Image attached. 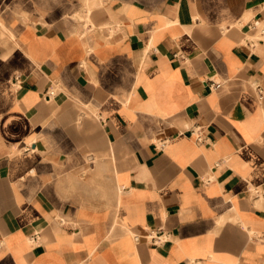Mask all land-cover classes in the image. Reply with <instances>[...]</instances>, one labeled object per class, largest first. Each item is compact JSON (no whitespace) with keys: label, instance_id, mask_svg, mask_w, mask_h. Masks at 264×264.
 <instances>
[{"label":"crops","instance_id":"0c3cea01","mask_svg":"<svg viewBox=\"0 0 264 264\" xmlns=\"http://www.w3.org/2000/svg\"><path fill=\"white\" fill-rule=\"evenodd\" d=\"M26 3L0 16V264H264V0Z\"/></svg>","mask_w":264,"mask_h":264},{"label":"rangeland","instance_id":"374dc122","mask_svg":"<svg viewBox=\"0 0 264 264\" xmlns=\"http://www.w3.org/2000/svg\"><path fill=\"white\" fill-rule=\"evenodd\" d=\"M25 4H27L26 0H0V16H1V18H2L3 12L14 13V17L18 16V17L30 18L31 14L26 13V12H22V13L18 12L22 9V6H24Z\"/></svg>","mask_w":264,"mask_h":264},{"label":"built area","instance_id":"2783aa9c","mask_svg":"<svg viewBox=\"0 0 264 264\" xmlns=\"http://www.w3.org/2000/svg\"><path fill=\"white\" fill-rule=\"evenodd\" d=\"M211 86H214V87H219L220 86V83L218 81H215V80H212V83H211ZM260 92V97H262V93L261 91ZM55 91L54 90H49L48 91V94L51 95V94H54ZM192 132L195 134L196 138L198 141H203L204 140V132H203V129L202 127L200 126H197L195 127ZM163 232L159 229L157 230H152L149 234L150 238H152L153 240L155 241H160L163 237ZM135 239L138 240L139 237L136 235L135 236Z\"/></svg>","mask_w":264,"mask_h":264},{"label":"bare ground","instance_id":"6f19581e","mask_svg":"<svg viewBox=\"0 0 264 264\" xmlns=\"http://www.w3.org/2000/svg\"><path fill=\"white\" fill-rule=\"evenodd\" d=\"M88 6V5H87ZM1 20V19H0ZM2 22V21H1ZM6 28H7V26H6ZM8 30V29H7Z\"/></svg>","mask_w":264,"mask_h":264}]
</instances>
